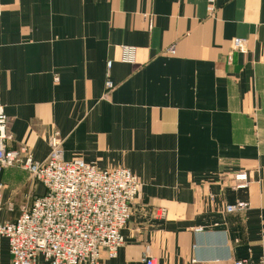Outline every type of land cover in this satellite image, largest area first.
Returning a JSON list of instances; mask_svg holds the SVG:
<instances>
[{
	"label": "crops",
	"instance_id": "crops-1",
	"mask_svg": "<svg viewBox=\"0 0 264 264\" xmlns=\"http://www.w3.org/2000/svg\"><path fill=\"white\" fill-rule=\"evenodd\" d=\"M1 4L9 147L43 162L58 130L67 161L124 167L141 182L125 245L105 264H144L147 255L158 264H264V0H215L212 14L209 0ZM237 38L245 51H232ZM125 47L134 64L122 61ZM240 172L250 184L238 190ZM26 175L3 172L1 223L44 194ZM241 202L247 209L226 212ZM0 240V264H10Z\"/></svg>",
	"mask_w": 264,
	"mask_h": 264
},
{
	"label": "built area",
	"instance_id": "built-area-1",
	"mask_svg": "<svg viewBox=\"0 0 264 264\" xmlns=\"http://www.w3.org/2000/svg\"><path fill=\"white\" fill-rule=\"evenodd\" d=\"M208 11L215 12V0H209ZM2 14L0 0V17ZM245 49V39H234L233 52ZM122 61L134 64L135 50L123 48ZM106 87L112 91L114 84L108 80ZM8 128L9 118L0 101V215L5 210V185L1 176L6 169L19 168L44 188V194L35 197L30 207H22L15 220L0 222V239L8 242L10 264H105L115 259L125 245L123 230L132 217V205L140 192L139 178L124 167L101 170L83 159L67 161L58 130L48 139L47 159L39 162L26 146L9 147L13 136ZM249 184L247 172L234 175L235 189H246ZM247 207V203L241 202L225 209L233 213ZM8 211H13V207L8 206ZM143 262L158 264L148 255ZM234 264H248V261Z\"/></svg>",
	"mask_w": 264,
	"mask_h": 264
},
{
	"label": "rangeland",
	"instance_id": "rangeland-1",
	"mask_svg": "<svg viewBox=\"0 0 264 264\" xmlns=\"http://www.w3.org/2000/svg\"><path fill=\"white\" fill-rule=\"evenodd\" d=\"M24 172V171H23ZM25 173V172H24ZM19 175V178H24V175L21 173V174H18ZM27 176V178L29 179L28 181L30 182V183H32L33 185H35V184H39V183H36L34 180H32L31 178H30V176L27 174L26 175ZM5 185V184H4ZM8 187L5 185V190L4 191H6V189H7ZM3 199H4V196H3ZM6 215H7V213H5ZM8 220H12L11 218H9ZM2 242H3V240H0V257H2L3 255H4V253H3V251H2ZM8 243V242H7Z\"/></svg>",
	"mask_w": 264,
	"mask_h": 264
}]
</instances>
